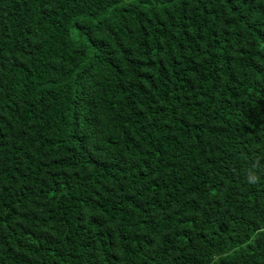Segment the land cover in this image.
<instances>
[{
  "label": "trees",
  "instance_id": "obj_1",
  "mask_svg": "<svg viewBox=\"0 0 264 264\" xmlns=\"http://www.w3.org/2000/svg\"><path fill=\"white\" fill-rule=\"evenodd\" d=\"M0 264H264V0H0Z\"/></svg>",
  "mask_w": 264,
  "mask_h": 264
}]
</instances>
